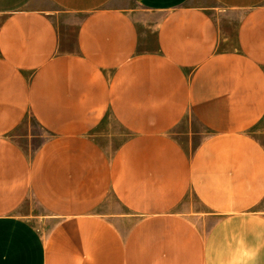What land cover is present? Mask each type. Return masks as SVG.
<instances>
[{"label":"crops","instance_id":"obj_1","mask_svg":"<svg viewBox=\"0 0 264 264\" xmlns=\"http://www.w3.org/2000/svg\"><path fill=\"white\" fill-rule=\"evenodd\" d=\"M263 119L264 0H0V264H264Z\"/></svg>","mask_w":264,"mask_h":264},{"label":"rangeland","instance_id":"obj_2","mask_svg":"<svg viewBox=\"0 0 264 264\" xmlns=\"http://www.w3.org/2000/svg\"><path fill=\"white\" fill-rule=\"evenodd\" d=\"M60 33H61V35L64 38L66 36V38L68 37L72 41L73 35H74V26H70V25H66L65 26V25H61L60 24ZM63 45H66V43L63 42ZM182 131L184 133H186V132H194V134H192V144L193 145H196L200 141L201 136L203 134L202 133L203 132L202 129L193 120H191V125H187V124L184 125ZM256 131H257V133H256L257 136L264 143V119L256 127ZM28 133H31L33 135L36 134L37 137L34 136V138H32L30 142H28ZM14 135H15L14 137L24 147L32 148V149L35 148L38 144H40L42 139H43V137L45 136L44 133L36 126V124L32 120L29 121L28 124L26 123L25 125H23ZM188 136L189 135H187V134H185V136L183 134V137H188ZM110 206H111V208H113L117 212L120 211V209L118 208L116 203H114V201H112ZM123 213L115 215L114 219H115V221L117 223H120V225H122L123 228H127L133 223L134 219L131 216L129 217L127 215H123ZM42 229H46V226H45V228L43 227Z\"/></svg>","mask_w":264,"mask_h":264}]
</instances>
